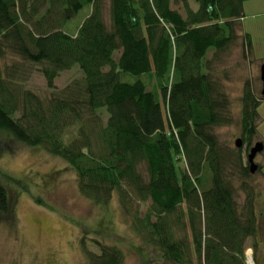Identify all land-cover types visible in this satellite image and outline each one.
Instances as JSON below:
<instances>
[{"label": "trees", "instance_id": "trees-1", "mask_svg": "<svg viewBox=\"0 0 264 264\" xmlns=\"http://www.w3.org/2000/svg\"><path fill=\"white\" fill-rule=\"evenodd\" d=\"M247 1L195 0L194 9L191 0H110L108 24L104 0H0V139L62 159L97 204L117 195L163 264H247L248 240L256 255L264 240L244 155L264 95L245 83L243 146L222 143L216 129L234 118L208 59L237 40ZM86 6L72 33L70 21ZM35 71L46 92L26 87ZM72 71L78 77L57 87ZM137 202H150L142 218L132 214ZM0 214H13L1 183ZM88 254L89 264L125 262L115 245Z\"/></svg>", "mask_w": 264, "mask_h": 264}, {"label": "rangeland", "instance_id": "rangeland-1", "mask_svg": "<svg viewBox=\"0 0 264 264\" xmlns=\"http://www.w3.org/2000/svg\"><path fill=\"white\" fill-rule=\"evenodd\" d=\"M191 6L197 9L195 0H191ZM179 7L180 4L175 6L182 10ZM89 12L90 7L82 9L70 21L69 31L74 33ZM104 16L109 24L110 0H104ZM245 34L252 42V52L247 56ZM208 59L230 98L234 118L232 124L217 128L216 133L222 143L235 147L236 140L242 137L241 97L245 83L249 81L256 95L263 97L264 0L245 2L237 40L217 58L210 52ZM75 77L77 71L64 72L56 85L63 88ZM123 80L134 82L136 78L128 75ZM26 87L46 92L45 79L38 71ZM256 125L252 147L257 142L264 143V102ZM76 131L77 128L69 130L67 139L73 138ZM0 144L9 149L0 154V183L6 187L13 206L11 216L0 214V264H89L88 251L100 253L103 244L121 249L124 264H163L158 251L135 229L131 214L125 213L117 195L107 205L97 204L80 190L75 171L62 159L12 139H2ZM255 163L261 170L252 173L247 182L259 193L257 210L264 235V151L257 155ZM236 185L237 199L242 203L245 193L240 181ZM148 204L137 202L132 214L137 210L142 218ZM247 246L252 264H264V240L257 255L251 240ZM246 262L249 264L247 259Z\"/></svg>", "mask_w": 264, "mask_h": 264}, {"label": "water", "instance_id": "water-1", "mask_svg": "<svg viewBox=\"0 0 264 264\" xmlns=\"http://www.w3.org/2000/svg\"><path fill=\"white\" fill-rule=\"evenodd\" d=\"M261 80L263 83L262 94L264 95V64L261 67ZM235 144L238 148H241L243 146L242 138H238L236 140ZM263 151H264V143L263 142H257L254 145V147L251 148L249 156H248L251 173H255L258 170L259 166L255 163V159H256L257 155Z\"/></svg>", "mask_w": 264, "mask_h": 264}, {"label": "built area", "instance_id": "built-area-1", "mask_svg": "<svg viewBox=\"0 0 264 264\" xmlns=\"http://www.w3.org/2000/svg\"><path fill=\"white\" fill-rule=\"evenodd\" d=\"M175 134H177V131L175 130ZM247 254V261L249 264H252L254 263L253 262V258L251 257V255L249 253H246Z\"/></svg>", "mask_w": 264, "mask_h": 264}, {"label": "flooded vegetation", "instance_id": "flooded-vegetation-1", "mask_svg": "<svg viewBox=\"0 0 264 264\" xmlns=\"http://www.w3.org/2000/svg\"><path fill=\"white\" fill-rule=\"evenodd\" d=\"M255 144H256V143H255ZM255 144H254V145H255ZM258 166H259V165H258Z\"/></svg>", "mask_w": 264, "mask_h": 264}]
</instances>
